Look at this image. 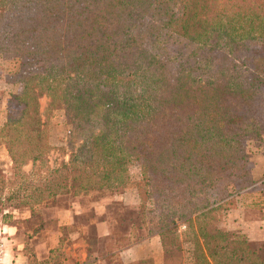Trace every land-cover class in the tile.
<instances>
[{
  "label": "trees",
  "instance_id": "trees-1",
  "mask_svg": "<svg viewBox=\"0 0 264 264\" xmlns=\"http://www.w3.org/2000/svg\"><path fill=\"white\" fill-rule=\"evenodd\" d=\"M0 58L31 62L0 127L14 171L0 169V223L26 210L37 234L59 196L127 200L136 164L140 215H120L114 247L97 253L106 264L153 235L163 264H264L243 234L209 230L224 180L234 201L264 192L248 168L251 143L264 164V0H0ZM43 97L71 125L68 161L51 169ZM28 163L42 171L23 173ZM28 246L23 264H73L58 247L37 259Z\"/></svg>",
  "mask_w": 264,
  "mask_h": 264
},
{
  "label": "rangeland",
  "instance_id": "rangeland-1",
  "mask_svg": "<svg viewBox=\"0 0 264 264\" xmlns=\"http://www.w3.org/2000/svg\"><path fill=\"white\" fill-rule=\"evenodd\" d=\"M30 63L25 60H2L0 58V127L6 121L8 102L13 95L20 91V80L26 77L30 69ZM16 73H19L18 80L13 79ZM47 102L48 99L46 97L39 100L40 114L46 124L45 129L48 133V142L50 145L45 159L47 166L51 169L57 167L61 162L68 161L69 155L68 149L66 148V138L71 125L62 110L47 113ZM257 146L254 143L250 144V151L252 153L248 161V168L250 170L253 169L255 164L254 155L257 153ZM0 169L4 171L7 179L13 177L14 171L3 146H0ZM40 169L41 165L39 163L34 166L28 163L21 170L25 174L37 171L35 174L37 175ZM128 173L129 184L124 191L126 193L130 192L131 196L129 199L124 200L122 195L108 192L91 193L86 196L77 197L70 195L59 196L56 200V209L43 211L45 227L37 234H32L33 224L30 214L26 210L20 213L16 212L14 214L15 218L7 224V226L17 227L18 230L15 228L16 237H12L14 240H11L10 237L8 238V230L7 235L0 237V244L3 245L1 248L2 252H0V264H23L21 254L24 252L25 241L28 242V249L33 250L37 259L46 257L49 250L56 247L66 257L70 258L71 254L77 250H85L87 253H93V255L104 251L107 245H111L114 242L111 230L120 226V215L129 213L135 220L140 215L138 207L140 200L136 194V188L140 186L139 182L142 180L140 167L136 164L130 165ZM41 174L44 173L42 172ZM234 191V186L229 180H224L221 186L214 191L212 200L215 202L221 201V209L214 214L217 218L209 222L210 231L214 230L213 227L220 228L219 226L225 216L223 213L224 209L229 210L233 206L234 199L230 196ZM115 202L124 204L125 208L121 204L115 205ZM73 207L76 209H71ZM68 209L78 212V214L70 219L71 223L69 225L63 226L59 223L62 219L59 218V214ZM101 223H104L105 226H101ZM2 226L4 225L0 223V227ZM103 229L110 231L109 237L104 238L100 236L102 231H105ZM179 231L184 232L186 229H183L182 225H180ZM25 234L31 235L30 238H27ZM5 237L6 239H4ZM253 244H255L258 252L264 256V244ZM183 247L188 249L189 245L183 244ZM24 260L26 261V255L24 256ZM114 260H118V257L115 256Z\"/></svg>",
  "mask_w": 264,
  "mask_h": 264
},
{
  "label": "crops",
  "instance_id": "crops-1",
  "mask_svg": "<svg viewBox=\"0 0 264 264\" xmlns=\"http://www.w3.org/2000/svg\"><path fill=\"white\" fill-rule=\"evenodd\" d=\"M256 160H259V157L254 159L255 164L252 170L253 172L256 170L260 171L262 176H264V164L259 165L258 163V165H256ZM71 209L75 210L76 208L73 207ZM71 209L65 210L59 214V218H62L59 221L61 225H69L71 223L70 219L78 214V212ZM101 226L104 227L105 224L101 223ZM219 227L227 232H239L250 242L264 244V192L253 189L236 197L234 205L227 210ZM15 228L17 229L16 226L7 225L0 227V237L7 235L8 230V238L10 237L11 240H14L12 237H16ZM100 236L107 238L110 236V231L108 229L102 231ZM4 239H6V237ZM112 246L114 247V242L111 243V245H107L105 249L107 247L112 248ZM116 256L118 260L124 264L147 258L153 259L154 264H163V247L161 239L158 235H153L148 240L137 245H132L128 249L116 254ZM71 259L73 264H106L103 257L97 256V254L93 255V253L89 254L85 250L73 252L71 254Z\"/></svg>",
  "mask_w": 264,
  "mask_h": 264
},
{
  "label": "built area",
  "instance_id": "built-area-1",
  "mask_svg": "<svg viewBox=\"0 0 264 264\" xmlns=\"http://www.w3.org/2000/svg\"><path fill=\"white\" fill-rule=\"evenodd\" d=\"M182 228H183V229H185V227H184V226H182ZM2 246H3V245H1V244H0V252H2V249H1V248H2Z\"/></svg>",
  "mask_w": 264,
  "mask_h": 264
}]
</instances>
